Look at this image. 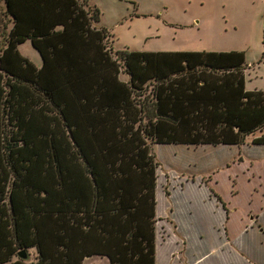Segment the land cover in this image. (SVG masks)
Wrapping results in <instances>:
<instances>
[{
	"label": "trees",
	"instance_id": "1",
	"mask_svg": "<svg viewBox=\"0 0 264 264\" xmlns=\"http://www.w3.org/2000/svg\"><path fill=\"white\" fill-rule=\"evenodd\" d=\"M99 15L0 0V264H156L153 146L264 145L243 52L113 49Z\"/></svg>",
	"mask_w": 264,
	"mask_h": 264
},
{
	"label": "rangeland",
	"instance_id": "2",
	"mask_svg": "<svg viewBox=\"0 0 264 264\" xmlns=\"http://www.w3.org/2000/svg\"><path fill=\"white\" fill-rule=\"evenodd\" d=\"M88 1L113 49L241 51L245 88L264 90V0ZM18 51L40 65L29 41ZM258 134L241 145L153 146L156 264H264V145L251 143Z\"/></svg>",
	"mask_w": 264,
	"mask_h": 264
},
{
	"label": "water",
	"instance_id": "3",
	"mask_svg": "<svg viewBox=\"0 0 264 264\" xmlns=\"http://www.w3.org/2000/svg\"><path fill=\"white\" fill-rule=\"evenodd\" d=\"M18 257L26 258V255H25V253L23 251H20L18 253Z\"/></svg>",
	"mask_w": 264,
	"mask_h": 264
},
{
	"label": "crops",
	"instance_id": "4",
	"mask_svg": "<svg viewBox=\"0 0 264 264\" xmlns=\"http://www.w3.org/2000/svg\"><path fill=\"white\" fill-rule=\"evenodd\" d=\"M109 31V30H108ZM111 34V33H110ZM115 49V48H114ZM41 62V61H40ZM155 213L157 214V210H156V207H155ZM158 216V215H157Z\"/></svg>",
	"mask_w": 264,
	"mask_h": 264
}]
</instances>
